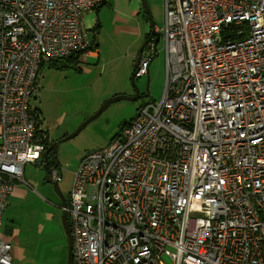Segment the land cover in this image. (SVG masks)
Segmentation results:
<instances>
[{"label":"built area","instance_id":"built-area-1","mask_svg":"<svg viewBox=\"0 0 264 264\" xmlns=\"http://www.w3.org/2000/svg\"><path fill=\"white\" fill-rule=\"evenodd\" d=\"M102 2L0 0V227L51 140L30 109L41 64L89 48L85 15ZM164 10L135 71L147 75L158 35L161 101L84 156L61 207L73 262L264 264V0H164ZM12 248L0 236V264Z\"/></svg>","mask_w":264,"mask_h":264},{"label":"rangeland","instance_id":"rangeland-1","mask_svg":"<svg viewBox=\"0 0 264 264\" xmlns=\"http://www.w3.org/2000/svg\"><path fill=\"white\" fill-rule=\"evenodd\" d=\"M121 1L106 0L94 23L86 26L88 43L94 46L88 51L92 55L83 54L76 65L68 63L59 69L45 64L39 71L38 89L30 101V109L37 113L52 141L74 133L109 99L135 94L132 77L136 56L151 26L140 0H123L124 4ZM147 3L155 28L163 29L164 0ZM135 4L137 8L133 7ZM122 5L129 11L128 16ZM158 51L148 74L135 78L139 99L113 103L76 137L59 145L55 167L62 176L59 188L68 203L74 175L84 156L118 139L125 124L142 106L161 101L166 79L162 39ZM47 177L50 175L43 167L27 164L21 183L26 195L11 198L4 211L1 235L13 244L19 241L21 264H68L64 211L54 185L46 183ZM26 250L30 256L23 253Z\"/></svg>","mask_w":264,"mask_h":264},{"label":"water","instance_id":"water-1","mask_svg":"<svg viewBox=\"0 0 264 264\" xmlns=\"http://www.w3.org/2000/svg\"><path fill=\"white\" fill-rule=\"evenodd\" d=\"M142 2V7L146 13V15L149 17V21H150V26H151V30L150 32L147 34V35H151L152 33L155 32V25H154V20H153V17L151 15V12H150V8L148 6V3H147V0H140ZM105 5V0H103L102 4L100 5V7H103ZM157 37H159L157 35ZM148 41H145L138 53H137V56H136V61H135V68L137 69L138 68V65H139V61H140V58L142 56V53L144 51V48L145 46L147 45ZM132 86L135 90V94L134 96H115L111 99H109L107 102H105L102 107L98 110V112L94 115H92L91 117H89L83 124H81V126L74 132L72 133L71 135L61 139V140H58L56 142H54L50 149H49V152L54 150L55 153L57 154L58 152V147L59 145L73 139L74 137H76L88 124H90L91 122H93L95 119H97L105 110H107L113 103L115 102H118V101H122V100H126V101H136L137 99H139L141 97L140 93H139V89L135 83V74L133 75L132 77ZM40 164V166L44 168V170H48V153L45 154L44 157H42V159L38 162ZM61 174L59 175V178L57 181H53L50 177H47L46 179V183H51L54 185V188L56 190V193L58 194V196L60 197V200H61V205L63 208H66L67 206V203H66V198L65 196H63V194L61 193L60 191V188H59V180H61ZM63 226H64V230L67 234V237H68V246H67V257H68V264H74L73 262V240H72V237H71V233H70V227H69V223H68V214L66 212H64V215H63Z\"/></svg>","mask_w":264,"mask_h":264},{"label":"crops","instance_id":"crops-1","mask_svg":"<svg viewBox=\"0 0 264 264\" xmlns=\"http://www.w3.org/2000/svg\"><path fill=\"white\" fill-rule=\"evenodd\" d=\"M122 2V4H124V2H123V0L121 1ZM120 2V3H121ZM107 3H106V0H105V5H106ZM104 5V6H105ZM103 6V7H104ZM133 7L134 8H137V5L135 4V6L133 5ZM101 7L99 6V8L97 9V10H95V11H92V12H88L86 15H85V19H84V32H85V34H86V26L87 25H92L93 23H94V21H95V15L96 14H98V11H99V9H100ZM122 9L124 10V12H125V16H128L129 15V11L128 10H126L124 7H123V5H122ZM96 27H97V25H95ZM86 37H87V34H86ZM146 39V38H145ZM90 46V45H89ZM92 47H94L93 46V44H92V46H90V50L92 49ZM84 54H86V55H88V54H91L90 52H87V53H84ZM93 54V53H92ZM91 54V55H92ZM81 57H82V55H81ZM80 57V58H81ZM79 58V59H80ZM149 69H150V66H149ZM149 69H148V72H149ZM148 74V73H147ZM39 166H40V164L39 163H37ZM41 167V166H40ZM22 187H23V185H21V183H19V184H17L16 185V187H15V190H14V192H13V194L10 196V198H9V200H8V204H7V206L9 205V203H10V199L12 198H18V197H24L25 195H26V191L24 190H22ZM68 205V204H67ZM61 207H62V205H61ZM64 211V210H63ZM65 212V211H64ZM64 215V214H63ZM3 217H4V213H3ZM62 223H63V220H62ZM64 227V226H63ZM2 228H3V218H2V225H1V227H0V236H1V238H4V239H6L5 238V236L4 235H1V230H2ZM65 231V230H64ZM66 233V232H65ZM67 235V234H66ZM7 240V239H6ZM14 240V239H13ZM11 243V245H12V257H13V259H12V264H21V261H20V254H19V250H18V248H17V244L19 243V241L18 240H16V242H14V244L12 243V242H10ZM67 246H68V244H67ZM24 254H26L27 256H30L31 255V253L30 254H28V252H27V250L25 251V252H23ZM22 259H24V257H22Z\"/></svg>","mask_w":264,"mask_h":264},{"label":"trees","instance_id":"trees-1","mask_svg":"<svg viewBox=\"0 0 264 264\" xmlns=\"http://www.w3.org/2000/svg\"><path fill=\"white\" fill-rule=\"evenodd\" d=\"M145 13V12H144ZM146 14V13H145ZM146 18L149 19V17L146 15ZM151 33V32H150ZM150 34L146 36V39L148 40ZM90 50V46L88 49L79 52L78 54H76L75 56L70 57L67 60H59V61H50V62H46V63H42L41 64V68L45 65L48 64L49 67L55 68V69H59V68H64L66 64L68 63H72L73 65H76L79 58L81 57V55H83L85 52ZM40 68V70H41ZM139 111V109H138ZM136 116V115H135ZM128 123H126L125 125H127ZM125 127V126H124ZM123 130V129H122ZM120 136V135H119Z\"/></svg>","mask_w":264,"mask_h":264},{"label":"flooded vegetation","instance_id":"flooded-vegetation-1","mask_svg":"<svg viewBox=\"0 0 264 264\" xmlns=\"http://www.w3.org/2000/svg\"><path fill=\"white\" fill-rule=\"evenodd\" d=\"M149 38H150V36H149ZM148 38V39H149ZM160 40H161V38L160 37H158V40H157V42L159 43L160 42ZM145 41H148L149 42V40H147V39H145ZM148 46V43H147V45L145 46V48ZM144 48V49H145ZM144 52V51H143ZM56 141H58V140H56ZM55 140L54 141H52V140H50V143L47 145V147L45 148V151H44V154H43V157L45 156V154H47L48 153V170L46 171V173L47 174H50V172L52 171V170H56V167H55V165L56 164H58V152H57V154L55 153V151L54 150H52V151H50L49 152V149H50V147H51V145L54 143V142H56ZM43 167V166H42ZM57 171V170H56ZM58 172V171H57ZM58 175H60L59 173H58ZM66 203L68 204V200L66 199Z\"/></svg>","mask_w":264,"mask_h":264}]
</instances>
